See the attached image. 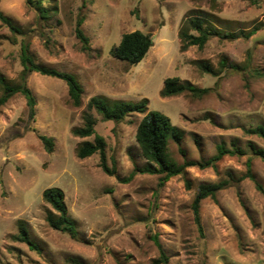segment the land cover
I'll return each instance as SVG.
<instances>
[{"label":"rangeland","instance_id":"obj_1","mask_svg":"<svg viewBox=\"0 0 264 264\" xmlns=\"http://www.w3.org/2000/svg\"><path fill=\"white\" fill-rule=\"evenodd\" d=\"M43 1L55 10L45 22L26 0H0V11L22 32L0 22V77L20 83L22 40L37 65L74 75L83 92L74 106L63 81L32 73L26 85L36 101L34 117L19 94L0 108V264H152L160 250L168 264H264V161L248 147L264 150V141L244 133L264 126V0ZM197 16L234 37H211L203 49L182 52L179 31ZM79 19L86 51L75 35ZM133 31L149 35L152 46L130 65L110 52ZM172 77L211 91L162 98L164 80ZM94 97L146 100L147 109L105 121L88 109ZM149 111L165 114L181 131L180 144H169L178 165L207 160L218 145L244 153L224 156L215 168L187 167L160 186V175L135 171L149 166L135 139ZM85 113L105 139L113 175L102 171L97 154L76 156L82 142L94 140L72 134L83 127ZM41 136L49 139L50 152ZM217 183L225 185L200 204V234L191 205L199 186ZM50 188L64 193L74 238L46 222L47 212L56 214L42 200ZM20 224L36 250L14 239Z\"/></svg>","mask_w":264,"mask_h":264},{"label":"trees","instance_id":"obj_2","mask_svg":"<svg viewBox=\"0 0 264 264\" xmlns=\"http://www.w3.org/2000/svg\"><path fill=\"white\" fill-rule=\"evenodd\" d=\"M26 3L37 14L40 21H47L50 14L55 12L54 9H48L43 0H26ZM0 22L10 29L11 32L21 35L22 32L17 29L12 21L0 11ZM82 20L77 21L75 27V35L82 44V50L88 49V39L84 36L80 26ZM258 28L253 29L246 34V37L253 35ZM178 37L180 39V50L186 51L189 47H197L203 49L211 37L218 38H233L232 34H227L208 23L203 17L197 16L190 18L179 31ZM152 46V41L149 35L141 31H133L131 33L123 34L119 44L114 47L110 54L113 58L127 62L130 65L139 63L148 53ZM20 64L23 68L20 83L13 85L7 82L3 77H0V108L5 105L13 96L21 95L25 98L29 107L30 117L35 115L36 101L30 89L26 85V77L32 73H37L42 76L52 77L63 81L68 88L69 98L74 106H79L81 102L82 86L72 74L61 72L52 68L37 65L29 53V48L24 41H20ZM199 69L207 74L216 76L215 70L205 62L196 63ZM221 68L227 66L226 60L220 63ZM229 67L237 69V66L230 64ZM211 91L210 88H199L189 81H182L177 77L167 78L164 80L163 88L160 92L162 98H170L182 94H189L193 97L200 98ZM89 110H95L103 120L120 122L125 117L132 114H144L147 109V101L143 100L139 103H131L124 101L108 102L103 98L94 97L89 101ZM84 125L81 128L72 130V134L80 138H88L93 136V142H82L76 151L78 159H86L92 155L97 154L100 159L99 166L107 175H113L114 170L109 169L106 164V142L105 139L98 135L95 131L96 121L91 113L84 114ZM246 135H254L264 141V126L257 125L244 130ZM40 139L46 146V149L51 151V143L49 139L41 136ZM136 143L141 151V156L147 161L149 166L136 169V172L157 174L160 175L159 185L162 186L170 178L184 174L187 167H198L205 169L208 167L215 168L216 163L224 156L242 155L244 152L240 148L234 147L232 149L226 148L224 145L216 147V153L211 158L204 161H184L181 165L175 163L169 155V144H180L182 140L181 131L172 125L171 120L165 114L159 111H149L144 115L140 121L136 134ZM251 153L264 161V150L258 149L253 145H249ZM249 166V165H248ZM135 172L132 173V175ZM246 177L252 178L251 174L247 172ZM224 183L217 184H203L194 196L191 209L194 215V222L198 231L201 234V224L199 217V209L201 202L206 198L214 199L216 193L224 186ZM259 190L261 188L257 186ZM42 200L49 205L52 212H47L46 222L50 228L65 232L71 237L76 236V226L74 221L68 216L67 208L64 203V193L57 188H50L43 192ZM16 241L26 244L30 249L36 250L37 247L29 238L28 232L24 225H19L18 234L14 236ZM159 247V244H157ZM160 248V247H159ZM152 264H168L167 255L160 250V256L154 260Z\"/></svg>","mask_w":264,"mask_h":264}]
</instances>
